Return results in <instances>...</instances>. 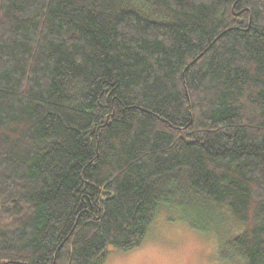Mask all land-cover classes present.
<instances>
[{
    "label": "trees",
    "instance_id": "1",
    "mask_svg": "<svg viewBox=\"0 0 264 264\" xmlns=\"http://www.w3.org/2000/svg\"><path fill=\"white\" fill-rule=\"evenodd\" d=\"M164 206L264 264V0H0V264H104Z\"/></svg>",
    "mask_w": 264,
    "mask_h": 264
},
{
    "label": "rangeland",
    "instance_id": "2",
    "mask_svg": "<svg viewBox=\"0 0 264 264\" xmlns=\"http://www.w3.org/2000/svg\"><path fill=\"white\" fill-rule=\"evenodd\" d=\"M107 251L104 264H242L219 256L212 230L192 228L179 209L165 206L154 213L139 246Z\"/></svg>",
    "mask_w": 264,
    "mask_h": 264
}]
</instances>
